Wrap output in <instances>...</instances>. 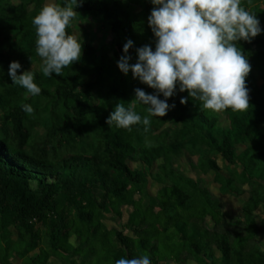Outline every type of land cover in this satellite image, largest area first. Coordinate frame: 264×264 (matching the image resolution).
<instances>
[{"label": "trees", "instance_id": "16d2710c", "mask_svg": "<svg viewBox=\"0 0 264 264\" xmlns=\"http://www.w3.org/2000/svg\"><path fill=\"white\" fill-rule=\"evenodd\" d=\"M44 3L0 0V264H14L13 258L20 264H115L142 251L151 264H264V217L256 213L264 211V0H245L262 32L238 44L251 66L249 108L213 113L177 89L167 100L175 107L150 117L147 132L142 124L126 130L105 120L117 102L134 104L142 118L147 114L133 100L138 80L116 62L129 39L130 64L135 48L154 49L150 0H78L76 13L94 17L113 38L100 49L83 41L79 61L62 76L30 70L41 88L34 97L12 84L7 70L18 61L19 75L38 58L31 20ZM66 32L74 35L72 22ZM23 104L33 108L31 115ZM185 155L192 170L215 172L222 193L248 194L240 216L226 211L202 176L182 170ZM125 208L121 229L108 228L106 221L122 220ZM161 218L168 221L164 228L157 224Z\"/></svg>", "mask_w": 264, "mask_h": 264}, {"label": "clouds", "instance_id": "9594fccd", "mask_svg": "<svg viewBox=\"0 0 264 264\" xmlns=\"http://www.w3.org/2000/svg\"><path fill=\"white\" fill-rule=\"evenodd\" d=\"M153 6L147 23L155 38L154 49L149 45L135 48L136 62L130 64L129 49L133 41L122 46L123 55L117 60L119 71L154 90L146 94L134 89V101L145 106L142 118L134 104L126 107L117 102L105 123L117 129L131 130L142 124L148 131L150 117H164L175 104L167 100L187 91L196 97L202 108L213 113L230 109L244 112L249 108V94L245 78L251 70L238 44L250 42L261 34L255 13L245 7V0H150ZM78 0H65L63 6L44 3L31 20L35 28V51L41 60L44 77L62 76V69L79 61L82 46L66 32L76 17ZM18 61H11L7 74L12 84L38 96L41 88L34 83L32 71H23ZM162 96L163 99L158 98ZM186 102L184 97L180 103ZM28 115L33 113L29 104L21 106ZM115 264H151L148 256L120 258Z\"/></svg>", "mask_w": 264, "mask_h": 264}, {"label": "rangeland", "instance_id": "374dc122", "mask_svg": "<svg viewBox=\"0 0 264 264\" xmlns=\"http://www.w3.org/2000/svg\"><path fill=\"white\" fill-rule=\"evenodd\" d=\"M56 0H46V2H54ZM18 0H14V4L17 5ZM72 25H73V30H74V37L78 40L80 44H82L83 41H90L93 43V45L100 49L103 44H108L112 38H113V33L108 27L102 26L94 17L89 16L87 14H77L76 17L72 20ZM41 69V60L38 57L29 67L28 70H40ZM21 74V73H19ZM258 83H262V79H258ZM141 88L144 91L147 90L149 87L139 81H137V88ZM169 127V125L167 126ZM39 130V133L44 132L43 127H38L37 131ZM194 160H197V156H193ZM187 160L188 156L185 155L180 159V166L182 170L195 178L202 176L205 185L209 187L211 192L218 196L221 201L224 204V207L227 212H229L233 217H238L240 216L241 209L243 206V203L245 199L247 198L248 194H244L242 197H238L232 193H222L220 190V185L215 181V172L211 171L208 174H202L199 171H194L192 170L189 166H187ZM217 160L219 164L223 167L224 172L227 174L225 162L223 161L221 156L217 157ZM158 185L155 182H151V189L153 192L156 191ZM246 190L249 189V186L245 185L244 187ZM128 213H129V208L124 209V217L122 220L120 219H108L106 221L108 228H118L121 229V223L120 222H125L128 218ZM256 213L260 217H264V211L263 208H258L256 210ZM156 214V213H155ZM155 214L151 217V220L155 219ZM109 216H112L111 213L108 214ZM168 221L165 218L158 219L159 226L161 228H164L167 226ZM129 233V232H128ZM16 238V235L14 236ZM264 240V237H263ZM74 242V241H73ZM213 253L215 254L216 257L220 258L221 252L213 246ZM140 255H147V252L142 251L139 253ZM14 264H20L21 260L19 258H13L11 259ZM163 264V263H162ZM173 264V263H170ZM188 264H197V262L193 259H190L188 261Z\"/></svg>", "mask_w": 264, "mask_h": 264}]
</instances>
